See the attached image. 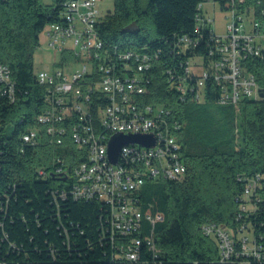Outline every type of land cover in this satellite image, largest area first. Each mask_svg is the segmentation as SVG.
<instances>
[{
  "label": "built area",
  "instance_id": "built-area-1",
  "mask_svg": "<svg viewBox=\"0 0 264 264\" xmlns=\"http://www.w3.org/2000/svg\"><path fill=\"white\" fill-rule=\"evenodd\" d=\"M100 1L67 0L61 21L45 28L61 61L52 70L36 71L38 83L45 88V107L36 118L39 126L22 134L21 151L39 146L43 133L55 147L69 137L76 154L72 165L58 154L52 167L38 170L40 177L55 176L59 182L51 191L53 202L57 207L68 199L99 203L100 242L110 247L112 260L162 264L156 225L166 216L154 213L152 204L143 212L138 196L147 180L182 181L186 177L179 144L183 125L164 104L148 101L159 52L148 46L132 49L107 43L99 31L105 17ZM207 1L226 12V34L216 33L213 18L204 11ZM196 21L200 36L182 35L170 49L177 57H187L181 63L183 73L170 81L180 100L206 102L208 84L219 88L218 103L237 110L244 99L263 98L247 59L264 61V0H202ZM206 30L212 39L210 55H217L209 61L193 53ZM77 63L81 66L76 67ZM3 97L14 102L18 95L10 67L1 63ZM116 133L150 134L156 144H126L114 163L109 143ZM238 179L243 190L237 196L234 222H208L201 229L216 242L221 263L264 264V174H243ZM4 235L8 238L6 255H11L18 246ZM7 257L0 247V264H16Z\"/></svg>",
  "mask_w": 264,
  "mask_h": 264
},
{
  "label": "trees",
  "instance_id": "trees-1",
  "mask_svg": "<svg viewBox=\"0 0 264 264\" xmlns=\"http://www.w3.org/2000/svg\"><path fill=\"white\" fill-rule=\"evenodd\" d=\"M66 1L0 0V64L10 67L18 95L14 102L0 99V247L16 264H140L112 260L110 247L101 244L99 203L68 199L57 207L53 202L51 191L59 182L55 176L40 177L38 170L52 167L58 154L72 165L76 154L69 137L55 147L43 133L39 146L21 151L22 134L39 126L36 118L45 107V88L37 81L34 55L45 28L61 21ZM201 1L150 0L144 9L142 0H115L114 10L99 24L109 44L148 46L159 52L148 101L164 104L183 125L179 144L186 177L147 180L138 196L143 208L152 204L154 213L166 216L156 225L162 264H234L220 262L216 242L201 227L234 222L237 196L243 190L238 176L264 174V97L244 99L237 110L218 103L219 88L208 84L206 105L183 102L170 82L173 75L183 73L181 63L187 59L170 49L182 35L200 36L196 14ZM211 40L206 30L193 53L207 61L217 58L210 55ZM247 65L264 89V61L250 58ZM7 127H13L10 134ZM4 232L18 246L11 255H6Z\"/></svg>",
  "mask_w": 264,
  "mask_h": 264
},
{
  "label": "rangeland",
  "instance_id": "rangeland-1",
  "mask_svg": "<svg viewBox=\"0 0 264 264\" xmlns=\"http://www.w3.org/2000/svg\"><path fill=\"white\" fill-rule=\"evenodd\" d=\"M150 0H142V8L147 9ZM115 0H101L100 10L106 15L110 11L114 10ZM204 11L213 18V27L217 34L224 35L227 33L226 26V12L222 11L219 5H215L213 2L204 3ZM61 61V53L52 47L48 42V37L44 32L41 35V45L34 55V67L35 71L39 70H52V68L58 67ZM76 67H80L81 64H75ZM262 89V88H261ZM262 96V95H261ZM206 105V102L200 103ZM13 131V127H7L6 133L10 134ZM156 181V180H154ZM143 208V207H142ZM150 208H143V212L149 211Z\"/></svg>",
  "mask_w": 264,
  "mask_h": 264
},
{
  "label": "water",
  "instance_id": "water-1",
  "mask_svg": "<svg viewBox=\"0 0 264 264\" xmlns=\"http://www.w3.org/2000/svg\"><path fill=\"white\" fill-rule=\"evenodd\" d=\"M261 95L264 97V89H261ZM129 143H139L145 146H154L156 141L154 136L150 134L116 133L113 135L109 143V156L114 163L118 161L119 153L122 147ZM1 145L2 139L0 137V147Z\"/></svg>",
  "mask_w": 264,
  "mask_h": 264
}]
</instances>
